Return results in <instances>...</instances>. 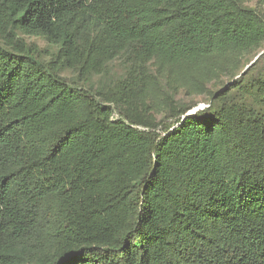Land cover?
<instances>
[{"label":"trees","instance_id":"1","mask_svg":"<svg viewBox=\"0 0 264 264\" xmlns=\"http://www.w3.org/2000/svg\"><path fill=\"white\" fill-rule=\"evenodd\" d=\"M262 43L240 0H0V264H264V105L171 97L157 128L140 101L154 57Z\"/></svg>","mask_w":264,"mask_h":264},{"label":"rangeland","instance_id":"2","mask_svg":"<svg viewBox=\"0 0 264 264\" xmlns=\"http://www.w3.org/2000/svg\"><path fill=\"white\" fill-rule=\"evenodd\" d=\"M243 6L252 7L264 19V0H240ZM22 39L29 45L36 46L44 59L49 60L56 54L57 48L47 43L37 35L21 34ZM111 77L123 72V62L116 59L107 64ZM150 79L143 87L140 101L150 119L157 128L160 124L171 120L164 119L169 98L183 107H188L185 115H192L197 110L205 108L209 100L218 92L224 94L227 101L234 105L241 104L247 108L262 109L263 97H253L248 90H238L236 80L244 77L252 81L264 76V43L246 50L228 51L208 56L195 64H167L154 57L148 64ZM63 75L72 79L76 77L73 70L67 67ZM75 75V76H74ZM76 79V78H75ZM100 73L92 75L93 82H99ZM81 83V81H80ZM119 117L116 109L111 119Z\"/></svg>","mask_w":264,"mask_h":264}]
</instances>
